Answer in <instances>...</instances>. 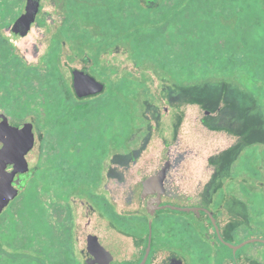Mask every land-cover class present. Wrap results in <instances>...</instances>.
Listing matches in <instances>:
<instances>
[{"label": "rangeland", "instance_id": "rangeland-1", "mask_svg": "<svg viewBox=\"0 0 264 264\" xmlns=\"http://www.w3.org/2000/svg\"><path fill=\"white\" fill-rule=\"evenodd\" d=\"M174 1L160 0L158 9L145 12L137 8L135 0H127V11L156 25L160 22L162 11L173 5ZM189 11L183 18L185 21H189ZM51 21L46 28L39 22L24 45L28 63L32 66L44 68L46 65L43 56L48 52L51 33L55 26L60 25ZM75 25L78 26L76 31L80 33L82 24ZM179 28L180 24L177 23L174 28L166 30L161 54L147 58L144 53L138 61L132 58L128 46L118 43L102 52L97 64H93L94 50L84 48V52H80L75 43L68 40L64 42L60 69L65 80L70 83V70L77 68L85 69L105 83L107 88L126 85L127 101L135 110L131 111L130 117H135V121L129 123L127 112L121 107L120 112L109 114L103 139L97 137V132L92 134L88 144L83 143L84 134L77 139L75 152L68 154L67 158L72 163L71 175L77 174L74 177L70 175L71 182L75 184L72 194H66L68 192L63 190L66 188L62 184L63 179H58L56 174L50 179H44L42 199L37 203L39 209L21 214L15 208L20 201H16L13 206V200L0 215V255L29 256V247L34 246L33 252L38 257L49 259L63 256L64 249L70 246L67 240L70 223L66 222L64 217L67 215L63 214H68V206L72 216L74 208L78 209L81 222L86 213L84 209L88 206L86 202L91 206H102L100 198L103 196L99 198L89 195L90 191L111 197L112 205L118 211H131L137 209L141 192L155 193L159 190L167 194L164 198L174 192L177 196L182 195L190 186L189 177L264 176V134H258V139L252 140L249 139L251 134L246 132V126L250 123H258L260 130H264V112L252 105V98L242 92L247 87L246 72L235 62L241 60L242 55L236 53L233 59L228 53H224L223 57L219 56L218 50L225 46L226 36L221 37L218 44L212 40L217 34L210 33L206 35L202 46L211 51L214 58L210 60V64H206L208 61L205 58L198 59L188 42L178 37ZM90 32L92 41L98 40L99 35ZM197 36L196 33H188L186 39L191 37L199 44L200 42L195 41ZM189 52L190 57L183 56ZM85 56L90 59L87 64L83 61ZM222 62L229 65L226 71L218 69ZM221 80L229 85L226 100L234 106L233 112H229L228 116L222 113H202L200 107L188 102V99H194L198 85L205 86V90L197 94L204 96V99L208 95L218 94L219 90L215 88ZM179 84L183 85L182 89ZM26 87L30 88L29 95L24 89H16L11 94V99H0V122L9 126L13 124L16 130L23 129L35 134V146L22 160L19 171L32 172L37 168L45 171L53 155L62 150L57 145L59 139L56 130L49 128L45 120L46 102L34 92L38 87L37 82L31 80ZM206 100L210 104L214 99ZM258 100L263 102L264 110V97ZM4 112H13L15 115L9 118ZM202 117L207 118L209 128L202 125ZM211 120L212 123L209 122ZM213 128L216 130H212ZM255 144L259 147H250ZM227 152L229 153L225 156ZM92 157L101 165L97 177L101 180L98 179L97 183L90 182V191H85L87 197L76 191H83L82 187L86 186V182L81 183V174ZM223 158L226 160L224 164L221 162ZM83 178L86 180V177ZM107 192H110V196ZM242 193L254 229L241 235V238L263 237L264 196L249 189H242ZM60 210L64 212L60 213ZM18 213L25 218L19 226L10 222L12 217L17 223L19 218L22 220ZM164 214L168 213H162ZM132 233H136L135 228ZM111 236L113 240L121 239L114 229ZM43 243L45 247H42ZM253 246L264 250L261 244ZM28 261L14 259L16 264H40L39 259Z\"/></svg>", "mask_w": 264, "mask_h": 264}, {"label": "flooded vegetation", "instance_id": "flooded-vegetation-1", "mask_svg": "<svg viewBox=\"0 0 264 264\" xmlns=\"http://www.w3.org/2000/svg\"><path fill=\"white\" fill-rule=\"evenodd\" d=\"M27 1L0 0V99H11V94L16 89H24L23 91L29 95L30 88L26 87V84L31 82L28 80L30 76L21 73L19 76H23L24 80L18 84L15 65L19 60L23 68L32 66L28 63L24 45L39 22H42L44 28L52 22L51 20L59 23L51 37L56 36L60 39L84 35L85 31L91 36L90 31L100 35L95 24L102 22L103 16L101 17V10L96 11V3L100 6L103 1L108 0H39V12L35 22L28 33L23 34L22 28L16 23L25 12ZM135 1L138 9L154 11L160 7V0ZM175 3L177 0L165 8L161 16L167 9L175 6ZM127 5V0H123L120 9H117L119 10L117 13L123 18H126ZM75 24H82L80 33L76 31L78 26ZM61 44L62 49L65 43L62 41ZM4 114L9 118L15 115L13 112ZM44 115L46 120V113ZM257 124L248 125L246 132L252 135L248 133L249 139L256 140L258 134H264V130H260L261 127L259 128L260 125ZM0 126V134L6 136L28 132L23 129L16 130L13 124L9 126L0 122ZM256 146L259 147L256 144L250 147ZM7 165L8 161L5 159V166ZM18 175L12 181L13 186ZM81 179V183L84 184L85 179L83 177ZM189 179L188 190L183 191L182 195L178 194L179 198L175 192L169 193L168 198H164L167 194L159 190L155 193L141 192L137 209L131 211L125 209L118 211L113 207L111 197L91 192L90 184L84 185L83 191H76L77 194L82 193L88 197L85 192L88 190L89 195L103 196L99 197L102 206H91L86 202L88 206L84 209L86 213L83 222L77 208H74L73 216L70 208L68 214L63 213L64 210L59 211L67 215L64 218L71 224L67 229L70 246L64 249L63 256L49 259L44 256L38 257L33 252L34 246H30L29 256L1 254L0 264H16L14 259L27 261L39 259L40 264H264V250L253 246L255 244L264 246V243L254 242L241 246L250 240L264 241V235L258 238L255 236L241 238V235H246L254 229L242 196V189H249L264 196V176L228 175ZM107 193L110 196V192ZM143 195H146L152 205H172L187 209L185 212L157 210L152 216L150 241L149 218L138 212ZM134 218L136 219L132 220ZM134 228L136 233H132ZM112 229L120 234V240H113ZM42 247H45L44 243Z\"/></svg>", "mask_w": 264, "mask_h": 264}, {"label": "trees", "instance_id": "trees-1", "mask_svg": "<svg viewBox=\"0 0 264 264\" xmlns=\"http://www.w3.org/2000/svg\"><path fill=\"white\" fill-rule=\"evenodd\" d=\"M122 3L123 0L103 1L100 6L96 3V11L101 10V17L103 16L102 22H96L95 24L100 31L98 40L92 41L91 35L86 31L84 35L74 38L60 39L53 36L48 52L43 56V61L46 64L44 68L36 66L23 68L17 58L18 61L15 65L17 83L21 84L24 80L23 76H19L21 73L22 75H29L28 80L37 82V89L32 91L45 100L46 121L49 128L56 130L59 139L57 145L62 150L60 153L53 155L49 167L45 171L37 168L32 172L27 170L19 173L15 186L21 188V193L12 202V205L19 200L20 202L15 208L21 214H27L32 209H39L37 203L42 199L41 191L44 189L45 177L50 179L52 175L58 174V179H63L62 184L66 186L63 189L68 192L66 194L73 193L71 190L74 189L72 187L75 184L73 185L71 182V176L74 177L77 174L71 175L72 163L67 158L68 154L75 152V148L78 146L76 141L83 134L85 135L84 145L88 144L94 132L99 133L96 134L97 137L103 139L106 134L105 127H107L109 114L120 112L121 107L126 110L129 123L135 121V117L132 119L130 117L134 106L127 101L128 87L126 85L106 87L105 93L98 97L85 100L75 98L70 83L65 80L60 69L62 41L66 42L68 40L75 43L80 52H84V48L94 50L93 64H97L98 57L102 52L118 43L128 46L131 49L132 58L138 61L144 53L147 58L161 54L160 49L164 45L162 40L164 33L179 23L178 37L188 42V46L195 51V56L199 57L198 59L205 58L208 61L206 64H210V60L214 58L213 54L202 46L206 35L210 33L217 34L212 40H215L214 43L218 44L221 37L226 36L225 46L218 50V54L223 57L224 53H228L232 59L236 53L242 55L241 60L235 61L236 65L238 64L246 72L247 84L245 85L247 87L242 92L252 98V105L264 112L263 102L258 100L264 97V0H177L175 6L167 9L156 25L147 23L144 17L132 14L130 11H127L126 18H123L120 13H117L119 11L117 9H120ZM188 10H190L189 21H185L183 18H185ZM144 15L146 17V14ZM188 33H196L198 36L195 41L200 43L196 44L191 37L186 39ZM183 56L188 58L191 54L189 52ZM228 66L222 62L218 65V69L226 71ZM182 87L183 85L179 84V88L182 89ZM228 87L227 82L221 80L218 82L217 88L214 87L215 90L220 92L218 91V94L213 92L214 95H208L204 99V96L197 94H199V91L203 92L205 86L198 85L195 89L194 99H188V102L190 101L191 104L200 107L202 113L207 112L206 114L209 115L222 113L228 116L229 112L234 110V106L226 100ZM206 99L214 100L209 104ZM182 100L186 101L187 99ZM201 122L204 127H208L207 118L202 117ZM209 122L212 123V120ZM212 130L216 129L213 128ZM228 153H225V156ZM225 161V158H223L222 164ZM98 163L92 157L86 169L82 172V177L96 179L84 180L86 185H89L91 181L93 183L98 182L97 177H99L101 168L100 163ZM68 177H70V180ZM24 210H26L25 213ZM19 213L18 215L22 218ZM11 219L10 222L18 226L25 220V218H22V220L19 218L17 223V220L15 221L13 217Z\"/></svg>", "mask_w": 264, "mask_h": 264}, {"label": "water", "instance_id": "water-1", "mask_svg": "<svg viewBox=\"0 0 264 264\" xmlns=\"http://www.w3.org/2000/svg\"><path fill=\"white\" fill-rule=\"evenodd\" d=\"M39 12V0H28L25 12L17 21V25L22 28L23 34H27L31 25L35 22ZM85 63H89L88 57H83ZM71 89L77 100H85L98 97L105 93V83L96 79L93 75L84 70L73 68L70 70ZM35 146V137L31 132H24L14 136H6L0 134V215L15 200L21 193V190L13 186L12 181L20 172L22 160L33 150ZM5 159L8 165L5 166ZM170 209L174 211L185 212L187 209L172 205L157 206L149 203L146 195L141 198V206L138 210L149 218V241L151 238V222L152 216L157 210ZM262 242V240H250L241 246L248 243ZM149 250V248L147 249Z\"/></svg>", "mask_w": 264, "mask_h": 264}]
</instances>
